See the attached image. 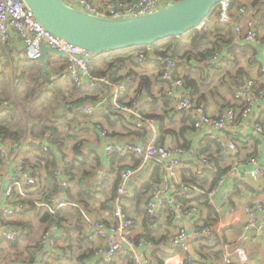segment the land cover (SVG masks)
I'll return each mask as SVG.
<instances>
[{
	"label": "built area",
	"instance_id": "built-area-1",
	"mask_svg": "<svg viewBox=\"0 0 264 264\" xmlns=\"http://www.w3.org/2000/svg\"><path fill=\"white\" fill-rule=\"evenodd\" d=\"M180 1L111 0L106 7L101 8L97 5V0H63L69 7L89 15L112 19L150 15L161 9L173 6ZM231 8V0H224L221 3L217 16L220 23L227 24L232 21L233 11H231ZM239 15L243 17V22L236 25V35L249 43L259 41L257 24L249 15V9L242 7ZM207 24L208 19L199 29H204ZM15 41L22 47L21 49L15 46ZM262 44L264 45V39L262 40ZM0 45L12 49L11 56L14 62L18 58H24L35 64H39L42 57V46L66 53L68 68L66 76L64 75L62 80L69 76L78 87L89 82L91 85L102 84L110 88L111 93L109 98L105 97L96 101L92 99L85 101L86 103L82 106V113L86 117L92 118L102 111L108 115L110 109H113L116 112L134 118L144 128L137 142H114L111 140L112 135L107 129L100 124L96 125V130L101 134V137L108 141L104 149L106 155L117 156L123 159L135 156L142 159L140 167L132 168L128 166L121 171L116 197L107 203L109 209L113 212V219L111 221L95 219L86 211H83L82 223L84 234L90 242H99L102 245L101 253L104 255V263L110 264L120 256H127L132 259L133 264H143V252H153L158 249L154 243L148 242L145 239L136 240L137 236L133 232L134 216L126 207V199L132 197L135 193L132 183L138 175L140 168L148 161L158 162L162 167L165 177V180L161 184H155L152 187L145 204L147 213L154 219L153 222L164 224L172 215H176L180 220L186 219L191 222L188 226L176 224L178 228L170 230L165 250L172 257L168 259L166 264H185L189 261L186 251L191 238L201 237L208 232L214 233L207 241L202 243V240H198L193 244L198 248V252L204 246L216 242L228 227L236 225L242 220L246 221V229L248 231H256L257 233L264 231V224L258 220V211L264 209V194L246 202L247 204L248 202H259L256 208L247 207L246 203L240 207H234L230 199L232 191L231 189H226L227 182L231 177L246 179L249 176L253 180L261 179L264 163H257L261 154L256 158L252 157L249 159L248 164L253 166L250 172L243 173L233 166L231 172L223 175L218 183L210 189L201 190L189 184L183 186L180 183L181 171L183 169H192L196 176H202L204 169H213V167L206 158L196 157L194 151L179 147L169 148L158 144V122L153 118L146 117L142 112L145 105L154 101L153 96L144 91L142 93L136 92V88L134 89L133 87L137 80L135 75L125 76L117 81L113 80L111 74L98 78L93 77L90 66L95 57L47 31L35 18L32 10L24 0H0ZM145 60L146 57L141 54L139 61L143 63ZM154 60L160 63L161 79L166 83L165 93L171 101L170 104L173 106V111L176 113H187L197 131L204 128L217 130L218 135H216V140L221 145L220 154L224 159H236L243 148L251 145V141L247 136L252 135L253 138L257 136L264 137V114L260 122L257 120L256 123H251V134L242 131L238 132V129L246 121L250 120L255 107L264 100V89L256 86L254 78L239 85L234 97L229 102V106L221 115L212 116L205 105L196 103L191 89L187 88L186 82L179 75L177 61L171 55L154 57ZM203 64H211L215 69L219 70L223 66L221 54L216 53L207 57ZM108 101L109 103H107ZM236 104L244 105V107L240 111H237L234 107ZM238 117L240 118L239 122L237 120ZM49 137H51V133L47 134V138ZM6 143L9 142H4L0 138V151ZM244 144L247 145L244 146ZM23 145L22 141L9 143V149L12 151L13 157H15L13 160L15 167L13 176L9 177V184L6 186L5 192L2 189L0 190V243L15 242L23 230L22 226L13 225L10 222L11 218L25 213L22 199L29 197V194L25 192V186L29 183L26 174V161L19 156ZM56 175L58 176V173ZM32 185H34L33 181L30 182V186ZM174 185L181 187L178 193L180 196H184L188 190L200 192L205 197L203 198V203H201L202 206L206 203H214L215 197L220 195L222 207H225L226 210L228 209L229 214L225 219H220L214 226L200 229L196 225V221L201 218L199 205L192 204L188 209L175 208L177 195H175L176 190L174 189ZM63 186H66V183H63ZM169 187L175 192L170 193ZM3 193L6 196V203L4 205L1 202ZM29 202L34 203L37 209H43L50 213H55L58 209L65 207L75 206L74 203L58 194L50 198L49 204L40 202L38 199H31ZM174 208L176 209V213L171 214ZM172 217L175 218L174 216ZM62 232L63 229L58 225L51 224L47 226L42 233V244L49 247L50 252L53 253L60 243L64 244ZM59 233L60 235L56 236ZM235 259L238 260L239 264H245L248 261L246 252L242 248H235L224 253L222 264H235ZM2 264L10 263H5L4 261Z\"/></svg>",
	"mask_w": 264,
	"mask_h": 264
},
{
	"label": "trees",
	"instance_id": "trees-1",
	"mask_svg": "<svg viewBox=\"0 0 264 264\" xmlns=\"http://www.w3.org/2000/svg\"><path fill=\"white\" fill-rule=\"evenodd\" d=\"M261 1L264 2V0H252L251 8H255L256 5H258V3ZM231 4V11H233L234 9H238V12L236 14H232L233 19L230 23L224 24L218 21L217 16L219 8H217L214 10L213 14L208 18V24L202 30L196 29L182 37L171 38L152 46L127 49L114 52L112 54H104L99 57H95L93 63L90 66L92 76L98 78L106 74H111L113 80L117 81L119 79L124 78L125 76L135 75V70L146 62L157 63L158 66L161 68L160 63L154 60V57L171 55L173 59L176 60L178 63V72L179 69L182 68V74L179 72V75L186 82L187 88L191 89L194 100L197 104L202 105L201 102L205 95L202 93L203 89L201 88H203L204 83L202 84V80L199 83L194 78H191V76L186 75V73L188 72L190 65L192 66V62H197L200 64L211 55H214L216 53H222L225 50L227 52L232 50L223 49L222 47L224 45L228 46L232 45L235 42L238 43L239 37L236 35L235 27L236 25L243 22V17L240 16L238 13L242 7L248 8V6L239 5L237 0H231ZM263 39L264 36L261 40L259 39L260 42H262ZM141 54L146 57V60L143 63L139 61V56ZM18 62L27 64L28 68L32 72L30 85L26 86L28 93H26L25 99H28L29 96H31L33 100L30 99L28 103H24L25 115L27 117H30V111H32V106L37 103L41 104L39 108L40 110L44 111V117L41 116V121L36 124L32 129L33 136L31 143L33 144V142L36 140L39 141V144L33 145L39 146V149L37 150L40 154L38 157L35 158V161H30V163H27L26 161V170L29 168V170L33 171L34 176H36L37 173H39L41 169L44 168V173H47V176L56 177L57 175L55 176L54 172L59 170L57 164L59 156L57 154L58 150L57 148H55V145L64 147L66 141L68 140L67 137L72 138V140H74L76 156H78L79 158V165H77L76 161L69 162L66 164V166H64L63 170L64 176L68 179V184H70L68 185L66 196H68V200L74 203L75 206L71 207L70 210L66 208L58 209L57 211H55V213H50L46 210H38L32 202L28 203L27 208L31 210L30 212L35 213L39 217L41 216V223H43L44 225L55 224L59 227H64L68 229L67 242L70 239L69 235H71V232H69V229L71 230L70 226L74 223L75 228L73 233L77 232L79 234V236L81 237L80 243H82L81 245L83 247V242H86L88 240L83 230V211L89 212L91 210V205H93L94 203H98L106 209H109L107 203L116 197L118 185L120 182L121 171L124 168L131 166V162L134 164L131 166L132 168H138V166L141 164L142 159L137 158L135 156L128 157L126 159L114 156L112 164L114 163V161L118 162V167L116 168V171L113 172H116L117 176L115 177L113 183L110 186V196H107L109 198L105 199L102 202V198H104L106 194V192L104 191L106 188L102 187L101 189H97L96 185L92 183L91 180L93 179V170L95 169V167L90 168V166L88 165L90 159H88V156L81 151L83 142L79 140V135L73 130L76 129V127L80 126L82 121H84L82 123L83 125L88 120L93 121L95 117L107 119L108 122H112L113 118H120L124 122L127 121L128 125L133 126L137 137L141 136L142 132L144 131V128L140 125V123L134 120V118L116 112L113 109H110L108 115H106L104 111H102L97 113L92 118L86 117L82 113V106L86 103L85 101L89 99L96 101L105 97L109 98V95L111 93L110 88L102 84L91 85L89 82H86L84 85L78 87L73 83L72 79L69 76L62 80L64 75L66 76V71L68 68V60L66 58H59L58 61L50 60L48 63V67L56 65V67L58 68L57 70L59 71L58 75L46 72L41 65L34 64L32 61L24 58H21ZM203 67L204 66H202L201 69H203ZM212 67L215 71L222 70V67L219 70L215 69L214 66ZM238 73L244 78L247 77L243 69H240ZM260 73L261 75H264V69H260ZM160 74L162 76V73ZM22 75L23 76L21 77L20 83L22 82V78L25 76V72H23ZM135 76L137 77V80L134 83V87L139 82L135 89L136 92L142 93V91H144L152 95L154 100L152 103L143 107V114L148 118L155 119L161 127L159 119L165 120L168 117L169 113L172 111L168 110L163 116H160L152 113L150 114V111H148V109L152 105L153 108L154 105L158 103L159 98L166 102L165 106L168 107L171 102L170 99L167 97L166 93H160L161 96L157 98V94H154L152 92L153 87L152 80L150 78L144 76L138 79L137 74ZM250 79L253 78H249L247 80ZM243 80L241 82L239 81L235 89H232L233 97L239 85L242 84V82L247 81ZM205 82L207 83V81ZM255 82L256 86H259L261 89H264V84L258 82L256 79ZM17 88L19 89V87ZM37 90L41 91V94L39 97L36 98L35 96H37ZM107 103H109V101ZM263 103L264 100L259 103L256 108L260 107ZM229 104L230 103L227 104V107L229 106ZM19 105H21V103L10 104L8 105L9 111L0 110V114L7 112L8 114L6 116L8 118H10L11 116V118L13 117L14 119V117H18L19 115ZM234 107L237 111H240L244 107V105L236 104L234 105ZM59 108H64L65 116L61 117L60 115H57L53 118H50V112L53 113ZM70 110H72V112ZM263 114L264 113H262V116ZM170 115L172 116L171 118L178 117L180 121L179 131L173 133L176 138L175 147L194 151L196 157L206 158L209 164L213 167V169H204L202 176H196L192 169H183L181 171L182 182L180 181V183L183 186L189 184L194 188H198L201 190H207L208 188L210 189L218 183V181L223 175L231 172L234 160L232 158L224 159L221 156V145L216 139H210L206 142V144H201L202 149L198 150L193 148L192 143L186 138L187 135H189L192 131H196L191 118L185 112H172ZM239 119L240 118L238 117V122L240 121ZM7 120L8 119L6 118L5 121ZM258 122H260V119L258 120ZM48 132L51 133V137L45 140V136ZM64 132H68L67 137L64 136ZM168 134H170V132H168ZM22 136L23 132L21 120L17 121V124L15 125L14 129L9 128L7 123H0V138L2 139V141L19 142L21 141ZM247 137L251 142L254 141L255 146L260 143V136L253 138L252 135H249ZM43 140L44 146L42 144ZM158 144L164 145L159 141ZM246 145L247 144H244V146ZM243 149L247 148L245 147ZM259 154L260 152L257 149H253L251 157L256 158ZM249 155H247L248 158L250 157ZM246 158L247 157H245L244 159ZM93 161L97 164V167L102 164V160H100V158H97ZM153 162H155L158 166L155 175L151 177V180L149 182L144 183L140 189L136 190L132 197L126 200L130 202V205L135 211L136 216L141 217L140 224L143 227V232L136 237V240L145 239L148 242L154 243L158 247V249L152 252V263L166 264V261L172 257V255L165 250V246L169 239V233L171 229L178 228V226H176V223H178L180 220L177 219L176 215H172L175 218L170 216L169 219L166 220L167 227H165L163 226V223L153 222L154 219L149 216L147 210L145 209V204L148 199V194L150 190L155 184H161L164 178V173L161 165L156 161ZM261 178L263 180V183L252 184L248 180H245L243 178H237L232 180L233 178L231 177L230 180H232L233 188L232 193L230 194V199L232 206L240 207L248 200L263 195L264 171ZM57 179L58 176L56 177V179H54V181ZM55 184L56 186L54 188V193L48 192L45 189L41 193L40 190L39 192L37 191L40 195V198H38L40 202H44L45 204L50 203V198L56 194L55 192L58 193V191L60 190L57 183ZM72 189L76 190V194L73 192ZM174 189L176 190L175 195H177V203L175 208L179 207L181 209H188L189 207H191L192 204H196V202H199L203 200V198H205L204 195H201L200 192H195V190H188L184 194V196H180L178 195V193L180 192L181 187L174 185ZM197 194L201 196H197ZM99 195H103L101 201L99 199ZM22 203L25 204L24 202ZM175 208L174 210L172 209L173 211L171 214L176 213ZM206 208L208 213L205 216L202 215V217L198 221H196V225L199 226L200 229H203L207 226L212 227L216 223H218L220 219V216L217 214L212 204L206 203ZM202 222H204V224H202ZM136 224L137 223L134 217V228ZM19 226H22L24 228L18 239L15 242L11 243L12 248H16L17 246H19L20 238H22V236L28 230L29 227L25 224H19ZM222 246L223 245L221 237H219L216 242L204 246L201 249L199 257L196 260L188 261L185 264H221L223 262L224 256ZM68 247H63V250L65 251L66 249H68ZM94 253L95 252L91 251L90 249L83 250V252L77 256L76 261H78V264H85V262H87V260L91 256H93ZM189 254L190 252L186 251V256H188ZM73 260V258H70L69 260H67V262L72 263L74 262ZM97 264L108 263H104V260H102ZM110 264H133V261L130 257L120 256L116 261Z\"/></svg>",
	"mask_w": 264,
	"mask_h": 264
},
{
	"label": "crops",
	"instance_id": "crops-1",
	"mask_svg": "<svg viewBox=\"0 0 264 264\" xmlns=\"http://www.w3.org/2000/svg\"><path fill=\"white\" fill-rule=\"evenodd\" d=\"M111 0H97V5L101 8L107 6V4ZM252 0H237L239 5H246L249 9V15L255 20L257 24V30L260 37L264 36V2L261 1L256 5L255 8H251ZM238 9L233 10V14H236ZM239 14V13H238ZM238 38V37H237ZM261 40V39H260ZM260 40L256 43H248L244 39L239 38L238 43L235 42L232 45L223 46V49H232L231 51L227 52L226 50L223 51L221 54V60L223 63L222 70L215 71L211 64L205 65L202 63H195L192 62V66L188 69L186 75L191 76L199 83L202 80L203 89L202 93L205 95L201 104L205 105L207 110L212 116L221 115L227 108V104L231 101L233 97L232 89H235L239 81L241 82L244 77L239 75L238 71L243 69L246 73L247 77L244 78L243 81L254 78L258 82L264 84V75H261L260 69H264V45ZM240 47H239V46ZM15 46L18 48H22L18 45L17 41H15ZM233 51V52H232ZM12 49H8L7 47H3L0 45V110L5 111L8 110V105L10 104H20L21 102L28 103L30 99L33 100L31 96L28 99H25L26 93H28L26 86L30 85L32 72L28 68L27 64L19 63L18 61L21 58H18L16 62L11 56ZM60 57L55 55H48L46 69H44L42 62L39 63L43 67L46 72L53 73L58 75L59 71L56 65H52L48 67V63L50 60L58 61ZM153 60V59H152ZM150 61V60H149ZM35 64V63H34ZM139 65V64H138ZM203 67V69H201ZM161 68L158 66L157 63L154 62H146L142 66H139L138 69L135 70L138 79L141 77H148L152 80V92L157 94V98L161 96L160 93L165 94L166 85L163 83L161 79ZM27 71V72H26ZM25 72V76L22 78V82L20 83L21 77L23 76L22 73ZM179 72L182 74V68L179 69ZM135 74V75H136ZM208 74V76H207ZM56 78V77H55ZM55 80V79H53ZM207 81V83L205 82ZM139 83V82H138ZM138 83L135 85L134 89L137 87ZM19 87V89L17 88ZM36 98L40 96L41 91L37 90ZM160 101V102H159ZM158 103L149 107L148 111L150 114L160 115L163 116L166 111L171 110L173 111L172 104L169 106H165L166 102L159 98ZM41 104L37 103L32 106V111H30V117L18 115V117L8 118L6 115L7 112L0 114V123L4 122L7 123L9 128L14 129L15 125L17 124L18 120H21L22 132L23 136L21 137V141L24 143L23 149L20 152V158L30 163V161H35V158L39 156V149L38 145L39 141H32V129L36 124L41 121V116L44 117V111L40 110L39 106ZM264 110V103L254 109V113L251 116L249 121H246L243 126L238 129L239 131L245 132L247 134H251V123H256L257 120L261 119L262 113ZM9 111V110H8ZM72 112V110H70ZM147 111V112H148ZM172 112L169 113L168 117L164 119H159L161 123L158 124V141L164 144L169 148H173L176 146V138L173 134L174 132H178L180 129V121L178 117L171 118L170 115ZM58 113V114H57ZM39 114V115H38ZM65 116L64 108H59L55 110V112L49 114L50 118L55 116ZM8 119L5 121V119ZM20 118V119H18ZM84 121H82L83 123ZM35 123V124H34ZM81 123V125H82ZM110 123V124H109ZM34 124V125H33ZM100 124L105 129H107L112 135V141L114 142H137L138 137L133 129V126L128 125V122H124L120 118H113L112 122H108L107 119L95 117L92 120H88L82 126L76 127L73 131L79 135V140L83 142L81 151L84 152L88 156L89 166L90 168L95 167L93 171V179L91 180L97 187V189H101L102 187L106 188L104 191L106 192L104 198L103 195H99V199L102 202L105 199H108L110 196V186L113 183L115 177L117 176L116 168L118 167V162L112 164V160L114 156H108L105 154V145L108 144V141L104 140L101 137V134L96 130V125ZM130 124V123H129ZM88 129H87V128ZM92 128V129H91ZM170 132V134H168ZM50 133V132H48ZM47 133V134H48ZM113 133V134H112ZM47 134L45 136V140L47 139ZM68 132H64V136L67 137ZM216 135H218V131L213 128H204L200 131H192L189 135H187V140L192 143L193 148L195 149H202L201 144H206L207 141L210 139H216ZM64 137V138H66ZM68 140L65 143L64 147H60L55 145L57 148L58 154V169L54 172V175L58 173V179L53 176H47V173H44V168L41 169L36 176H34L33 171L26 170V174L28 176V185L25 186L26 194H29L31 199H38L40 195L38 194L39 190L40 193L45 190L48 192L54 193V188L57 183L60 190L55 192L56 194L64 197L68 200V196H66V191L68 190V179L64 176L63 170L64 166H66L69 162H77L79 165V158L76 156V149L74 148V140L72 138L67 137ZM259 138V137H258ZM260 143L255 146L254 141L251 142V145L247 146V149H242L241 153L234 159V167H237L239 171L243 173H248L253 169V166L248 164L250 158H252L253 149H257L261 156L258 158L257 163L263 164L264 163V137L260 138ZM11 144V142H9ZM9 143H6L3 146V149L0 151V161L2 159L6 160L7 167L4 168V172H1L0 175V190H4L6 186L9 184V177L13 176L14 174V167L15 164L13 160L12 151L9 149ZM44 146V140L42 142ZM202 145V146H203ZM1 149V146H0ZM250 154V155H249ZM249 155L250 157L248 158ZM259 156V155H258ZM4 157V158H3ZM247 157L246 159H244ZM97 158L102 160V164L97 167V164L93 161ZM142 164V161H141ZM140 164V165H141ZM131 166L134 165L132 162ZM140 165L138 167H140ZM157 165L153 161H148L145 165L140 168L138 175L136 176L135 180L132 183L133 191H136L142 187V185L146 182L151 180V177L155 175ZM46 174V175H45ZM4 176V177H3ZM8 178H6V177ZM181 178V176H180ZM233 178L232 180H234ZM165 177L163 178V181ZM232 180H228L226 189L233 188ZM245 180H248L252 184L263 183L262 178L253 180L250 179L249 176L246 177ZM33 181L34 185L30 186V182ZM169 181V180H168ZM182 182V180L180 179ZM63 183H66V186H63ZM104 184V185H103ZM74 188V187H73ZM75 193L76 190L72 189ZM38 191V192H37ZM100 191V190H99ZM169 192L174 193L172 189L169 187ZM168 192V193H169ZM76 194V193H75ZM197 196H199L197 194ZM201 196V195H200ZM2 205L6 203V196L3 193L1 197ZM203 203V200L196 202L197 205ZM248 202L246 205L247 207L256 208L257 204ZM127 210L135 217L136 226L133 230L136 236L140 235L143 232V227L141 223V217L136 216L135 211L130 205V202L126 200ZM214 206L217 214L220 216V219H225L229 214L228 209L226 210L225 207H222L221 203V196L217 195L215 197L214 203H210ZM71 207H65L66 209L70 210ZM63 208V209H65ZM203 211L206 213L207 208L206 204L203 206ZM220 209V213H219ZM43 210V209H38ZM31 210L25 206V213L22 215L11 218V224L19 225L25 224L28 225V230L24 233L22 238H20V244L16 248H12L11 243H0V264L4 261L5 263L10 264H78L76 258L79 254L83 252V250L90 249L91 251L95 252L93 256H91L85 264H97L104 260V255L101 253L102 248L99 242L92 243L89 240L83 242V247L81 242V237L79 234L73 233L74 232V223L70 226L71 235H69V241L67 242V234L68 229L61 227L63 229L62 232V239L64 244L60 243V245L55 249L52 253L50 252V248L46 247L42 244V233L47 228L48 225H44L41 223V216H37L35 213L30 212ZM134 211V212H133ZM91 217L95 219H102L104 221H111L113 219V212L111 209H106L102 205L98 203H94L91 205V210L87 212ZM134 213V214H133ZM208 213V212H207ZM258 220L259 222L264 224V209L258 211ZM178 219V218H177ZM219 219V220H220ZM180 220V219H178ZM245 221V220H244ZM167 222V221H166ZM164 223L163 226L167 227V223ZM219 222V221H218ZM246 222V221H245ZM191 222L188 220H180L177 225H184L188 226ZM24 228V227H23ZM43 230V231H42ZM38 235H35V234ZM61 233V232H60ZM56 234V236H59ZM221 241H222V248L224 253L228 250H234L235 248H242L247 255L248 261L245 264H264V231L262 233H257L256 231L245 232V223L240 222L236 225L228 227L223 234H221ZM69 246V247H68ZM63 247H68L65 251ZM71 247V248H70ZM82 247V248H80ZM198 249V248H197ZM201 250V249H200ZM200 250H198L197 254L192 258H188L189 261L196 260L200 254ZM90 254V253H89ZM53 255V256H52ZM143 264H154L152 263V251H144L143 252ZM70 258H73L74 262H67ZM3 261V262H2ZM168 261V260H167ZM166 261V263H167ZM222 264V263H221ZM235 264H239L238 260L235 259Z\"/></svg>",
	"mask_w": 264,
	"mask_h": 264
},
{
	"label": "water",
	"instance_id": "water-1",
	"mask_svg": "<svg viewBox=\"0 0 264 264\" xmlns=\"http://www.w3.org/2000/svg\"><path fill=\"white\" fill-rule=\"evenodd\" d=\"M24 1L47 31L99 57L182 37L199 29L224 0H181L150 15L123 19L89 15L69 7L63 0ZM41 52L44 69L50 54L67 58L66 53L45 46Z\"/></svg>",
	"mask_w": 264,
	"mask_h": 264
},
{
	"label": "rangeland",
	"instance_id": "rangeland-1",
	"mask_svg": "<svg viewBox=\"0 0 264 264\" xmlns=\"http://www.w3.org/2000/svg\"><path fill=\"white\" fill-rule=\"evenodd\" d=\"M262 37H260V36H258V40L259 39H261ZM258 42V41H257ZM24 104H23V102H21V105H19V109H20V112H19V115L20 114H22V116H26L25 115V108H24ZM39 115V114H38ZM92 129V128H91ZM113 134V133H112ZM4 158V157H3ZM5 167H7V162H6V160H4V159H2L1 161H0V173L1 172H4V168ZM94 171V170H93ZM4 177V176H3ZM6 177V176H5ZM6 178H8V177H6ZM31 200V198L30 197H26V198H24V199H22V202H24L25 204H23V206L25 207V206H27L28 205V203H29V201ZM199 207H200V217H202V215H206V213L203 211V206L200 204L199 205ZM199 212V211H198ZM100 220H102V219H100ZM242 222H244L245 223V232H250V231H248L247 229H246V222L244 221V220H242ZM49 226V225H48ZM43 231V230H42ZM35 235H38L37 233L35 234Z\"/></svg>",
	"mask_w": 264,
	"mask_h": 264
},
{
	"label": "bare ground",
	"instance_id": "bare-ground-1",
	"mask_svg": "<svg viewBox=\"0 0 264 264\" xmlns=\"http://www.w3.org/2000/svg\"><path fill=\"white\" fill-rule=\"evenodd\" d=\"M214 235L213 232L211 233H207L206 235H203L201 237H195V238H191V242L187 248V251L190 252V254L187 256L188 258H192L193 256L196 255L197 253V248L196 245H193L195 242H197L198 240H202V243L207 241L209 238H211Z\"/></svg>",
	"mask_w": 264,
	"mask_h": 264
}]
</instances>
